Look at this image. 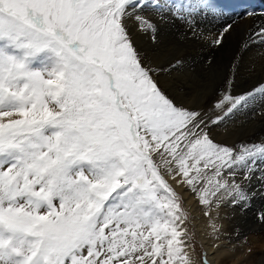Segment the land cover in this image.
Wrapping results in <instances>:
<instances>
[{"label": "snow or ice", "instance_id": "snow-or-ice-1", "mask_svg": "<svg viewBox=\"0 0 264 264\" xmlns=\"http://www.w3.org/2000/svg\"><path fill=\"white\" fill-rule=\"evenodd\" d=\"M223 15L218 0H0V264H211L184 196L219 240L220 213L264 195V139H218L238 116L264 122V68L238 80L246 53L264 57V12L227 69L207 60L199 87L176 75V45L224 48L236 21L202 26Z\"/></svg>", "mask_w": 264, "mask_h": 264}, {"label": "bare ground", "instance_id": "bare-ground-1", "mask_svg": "<svg viewBox=\"0 0 264 264\" xmlns=\"http://www.w3.org/2000/svg\"><path fill=\"white\" fill-rule=\"evenodd\" d=\"M221 7H226V11L222 18L211 19L203 23V27L212 33H216L225 24L236 21L235 31L229 37L228 42L225 44L222 50L209 47L206 43H192L188 42L182 45H176L172 51L184 61L183 70L181 73L176 74L181 76L187 83L199 87L202 85V81L207 79L205 64L209 59L214 60L217 65L227 69V66L233 59L234 55H237L241 42L243 41L247 30L250 25V18L246 15L248 12H256L257 14L264 12V9L260 8V5L264 6V0H218ZM246 15V16H245ZM171 26H163L160 40L165 47L173 44L175 29L171 30ZM138 45L144 48L150 47V41L147 36L134 34ZM237 59L239 56L237 55ZM255 63L256 73L248 74L246 68L249 64ZM245 71H242L238 77L239 83L242 86H247L245 81L251 83L252 80L259 78L261 70L264 68V57H261L257 50L253 49L244 56ZM220 83L219 77L215 80V83L208 85L209 95L214 90L216 85ZM243 121H246L243 122ZM220 135L218 139L227 140L228 143L241 144L243 142H250L258 139H264V122H261L259 118L255 120L248 119L247 116H238L234 125L231 127L229 133H225L223 129H220ZM256 184L250 191H255ZM186 205L193 213V229L198 233L202 244L209 252V256H212L213 251L216 252L215 258L211 261L212 264H264V233L258 232V230L264 229V225L258 226L252 222L253 217L256 220L261 213H264V195L260 192H256L251 199L250 206L246 210L240 208L225 209L220 213V218L215 221L217 226L222 225L223 231L228 234V229H233L231 234H235L234 230H239L240 238L243 239V233L258 232L250 237L249 244H234V239L226 235L222 236L219 240H216L215 233L212 228V221L207 217L203 219L204 213L202 208H197L196 200L191 195H185ZM231 220L228 217H233ZM258 220V219H257ZM234 222L233 224H231ZM227 227V229H226ZM264 232V231H263ZM237 239H239L237 237ZM231 240V243L228 241ZM244 241V240H243ZM247 243V241H246ZM219 244V249H214L213 245ZM248 245V246H247ZM251 248V253L248 249ZM249 252V254H248ZM247 256V259L245 258ZM246 260H242V259ZM254 258V261L252 260Z\"/></svg>", "mask_w": 264, "mask_h": 264}, {"label": "rangeland", "instance_id": "rangeland-1", "mask_svg": "<svg viewBox=\"0 0 264 264\" xmlns=\"http://www.w3.org/2000/svg\"><path fill=\"white\" fill-rule=\"evenodd\" d=\"M223 8V7H222ZM260 8H262V9H264V6L263 5H260ZM223 10H225L226 11V7H224L223 8ZM224 11V12H225ZM249 13V12H248ZM247 15V14H246ZM245 15V16H246ZM174 28H171V30H173ZM145 37V36H144ZM138 43V42H137ZM243 122H245L246 123V121H243ZM229 144H233V143H229ZM235 144V143H234ZM196 200V202H198V200L197 199H195ZM184 201H185V203H183V205H182V207H183V209L185 210V212L187 213V216H188V219H187V221H186V227L189 229V231H190V233H195V239L197 240V242H198V250H199V245L200 244H202V242H201V239H200V237L198 236V233L196 232V231H194V229H193V213H192V211L191 210H189L188 208H187V205H186V198L184 197ZM196 206H197V208L199 209V208H202V206L199 204V202L198 203H196ZM203 219H207V217L204 215V217H202ZM228 218H230L231 220L234 218V216L233 217H228ZM252 219V222L253 223H255V224H257L258 226H261V225H264V224H261L258 220H257V217H256V220L253 218V217H251ZM234 222H232L231 224H233ZM226 229H227V227H226ZM239 230L240 229H238V232H239ZM233 231V229H228V234H226V236H230V237H232L233 239H234V244H240L241 245V243L242 244H249V240H250V238H249V235H250V237L252 236V235H254V234H256V233H258L259 232V234L260 233H264L263 231H264V229H262V230H258V232H249V233H247V231H245V233H243V235H245V236H243V239H241L240 238V235H242V233H239V236H238V238L239 239H237V236H236V234H231L230 235V233L229 232H232ZM239 240H240V242L241 243H239ZM244 240V241H243ZM246 241H247V243H246ZM203 245V244H202ZM204 246V245H203ZM248 246V245H247ZM204 249L206 250V248H205V246H204ZM263 252H264V248H263ZM251 253V252H250ZM248 254H249V252H248ZM245 258L247 259V256L245 255ZM242 259V260H246V259ZM253 261H254V258L252 259ZM211 264H212V262H211Z\"/></svg>", "mask_w": 264, "mask_h": 264}]
</instances>
